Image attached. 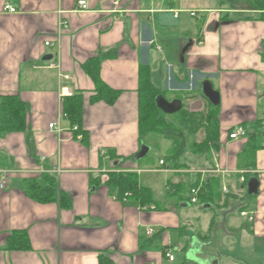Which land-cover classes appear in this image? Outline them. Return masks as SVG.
<instances>
[{"label": "crops", "instance_id": "obj_1", "mask_svg": "<svg viewBox=\"0 0 264 264\" xmlns=\"http://www.w3.org/2000/svg\"><path fill=\"white\" fill-rule=\"evenodd\" d=\"M79 1L0 0V97L19 96L27 113L24 132L0 135V264H264V132L256 145L228 137L264 123V8L250 7L255 0H85L83 11ZM109 51L116 56L102 61L100 76L121 91L113 106L91 102L96 86L82 67ZM142 66L169 101L182 96L183 108L204 116L212 104L198 89L212 83L221 100L217 150L144 166L154 146L139 139ZM62 88L83 97L80 125L62 116ZM54 122L62 133L49 128ZM143 146L149 152L138 160ZM114 170L136 173L154 203L117 199L102 178ZM45 174L56 179L55 203L26 193L27 181ZM209 177L219 178L215 198ZM252 178L258 193L249 195ZM179 183L185 190L171 195ZM195 184L205 202L191 203ZM212 206L220 209L211 214ZM16 231L27 232L31 250L7 249Z\"/></svg>", "mask_w": 264, "mask_h": 264}, {"label": "trees", "instance_id": "obj_2", "mask_svg": "<svg viewBox=\"0 0 264 264\" xmlns=\"http://www.w3.org/2000/svg\"><path fill=\"white\" fill-rule=\"evenodd\" d=\"M171 6L177 0H169ZM252 8H264V0H255L249 4ZM166 17L165 14H159ZM158 15V16H159ZM116 56L115 51H109L99 56L89 59L83 64L84 71L90 76L96 88L95 95L91 97V102H105L109 106H113L118 101L121 91L114 90L106 85L100 76L101 63L105 59ZM198 92L199 89H198ZM139 120L138 130L141 143L149 142L155 144L158 137L171 141L172 147L169 155L164 158L165 164L179 163L180 159L187 153L193 155L209 154L210 150L219 148V139L221 135V126L219 120V106L210 105L204 112H189L188 109L182 108L178 113L167 114L164 116L161 109L157 106V98L163 96L168 99L165 91L157 90L151 81V73L149 66H142L139 70ZM181 101L182 96H179ZM172 101V99L170 100ZM64 111L73 125H80L83 111V97L79 94H73L65 98ZM263 121H258L259 126L253 134L247 133L244 138L249 136V142L252 145L258 144V130L262 132L264 129ZM27 126V113L24 102L19 96L10 95L0 97V135L8 133L24 132ZM80 129V128H79ZM234 128L229 131L230 136ZM81 132V129L79 130ZM203 132L204 138L201 141H192L199 133ZM230 139V137H229ZM150 143V145H152ZM145 144V143H144ZM42 182L29 180L26 184V193L34 201L41 204H50L58 201L57 182L50 175H43ZM105 179V185L114 193L117 199L131 198L138 201L142 206L149 207L154 201L151 197L149 189L139 185L138 175L133 172H117L116 170L105 173L102 176ZM185 184L179 183L170 186L167 190L170 194L175 195L179 189L185 190ZM197 186L191 185L188 188ZM219 178L209 177L207 188L212 197L218 193ZM201 193V199H203ZM61 206L69 208L71 201L62 196L60 199ZM205 202V201H204ZM210 201H207L208 203ZM31 243L26 231H16L10 235L7 240L8 250L28 251L31 250ZM100 264H103L100 261Z\"/></svg>", "mask_w": 264, "mask_h": 264}, {"label": "water", "instance_id": "obj_3", "mask_svg": "<svg viewBox=\"0 0 264 264\" xmlns=\"http://www.w3.org/2000/svg\"><path fill=\"white\" fill-rule=\"evenodd\" d=\"M201 94L210 101V103L214 106L220 105V93L216 91L212 85V83L208 80L202 82L199 87ZM157 106L161 109L162 112L166 114H174L178 113L183 108V102L181 100L169 101L163 96H159L156 100ZM198 106L202 105V102H197ZM196 109V108H195ZM149 152V148L147 146H143L140 154L136 159H140L145 156ZM259 187V180L256 178L250 179L248 183V193L249 195L257 194Z\"/></svg>", "mask_w": 264, "mask_h": 264}, {"label": "built area", "instance_id": "obj_4", "mask_svg": "<svg viewBox=\"0 0 264 264\" xmlns=\"http://www.w3.org/2000/svg\"><path fill=\"white\" fill-rule=\"evenodd\" d=\"M121 1H122V0H114V3H113L114 6H116V7L119 6V4H120ZM78 6H79L80 9L83 10V11H85V10L88 9V4H87V2H86L85 0H80V1L78 2ZM4 11L9 12V13H11V14H16V13H17V9L14 8V7L11 6V5H6V6L4 7ZM191 15H192V16H195V13H191ZM52 66L55 67L54 64H53ZM67 94H68V90H66L65 88H62V90H61V97H63V96H71V95H72V94H68V95H67ZM62 116H63V117H67V114L63 112V113H62ZM49 128L52 129V130H55V131L58 132V133H62V129L58 126V124H57L56 122L50 124V125H49ZM73 131L78 132V131H79V127H78V126H74ZM246 135H247V130H246L245 128H243V127H236V128L231 132V134H230L229 137H230L231 140H238V139L244 138ZM82 138H83V137H82L81 134H79V135L77 136V139H78L79 141H81ZM160 165H166L165 162H164V160H161V161H160ZM6 183H7V177L4 176V177L1 179L0 187H1V188H4V187L6 186ZM201 193H202V190H201V187H200V186L193 187V188L191 189V196H192V198H191V203H193V204H197V203L199 202V197H200ZM205 195L208 196L207 193H206ZM147 208H148V207H144L143 209H147ZM243 215L245 216L246 213H243ZM152 233H153L152 230H150V231L148 232V235H151ZM167 256L169 257V259H170L171 261L174 260V256H173V255L168 254Z\"/></svg>", "mask_w": 264, "mask_h": 264}, {"label": "rangeland", "instance_id": "obj_5", "mask_svg": "<svg viewBox=\"0 0 264 264\" xmlns=\"http://www.w3.org/2000/svg\"><path fill=\"white\" fill-rule=\"evenodd\" d=\"M184 106L186 107V104ZM163 114H164V116H167V114L165 112H163ZM224 127H225V129H228L230 127L229 123H224ZM202 139H203V134H201V137L198 138V141H200ZM192 140H193V138H192ZM150 143L151 142H149V144ZM151 144L154 146V151L145 160L144 166L153 168V167H156L157 166V164L159 163V160L161 158H166L169 155L170 150H171V147H172V143H171V141H169L167 139L158 137L157 140L155 141V144H153V143H151ZM188 154L192 155L191 153H187L186 155H188ZM194 160H204V156L203 155H198V156H196L194 158ZM182 161L184 162L185 159L182 158ZM194 209L201 211V208H199V206H197V207L195 206ZM218 209H220V208H218L217 206H212L211 207V214L214 213V210L217 211ZM176 256L178 257V254H176Z\"/></svg>", "mask_w": 264, "mask_h": 264}]
</instances>
